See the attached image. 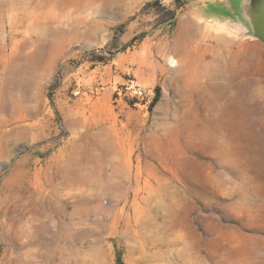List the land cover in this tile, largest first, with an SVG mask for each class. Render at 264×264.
Masks as SVG:
<instances>
[{"label":"rangeland","instance_id":"374dc122","mask_svg":"<svg viewBox=\"0 0 264 264\" xmlns=\"http://www.w3.org/2000/svg\"><path fill=\"white\" fill-rule=\"evenodd\" d=\"M59 7L1 10L0 264H264V0Z\"/></svg>","mask_w":264,"mask_h":264},{"label":"bare ground","instance_id":"6f19581e","mask_svg":"<svg viewBox=\"0 0 264 264\" xmlns=\"http://www.w3.org/2000/svg\"><path fill=\"white\" fill-rule=\"evenodd\" d=\"M61 1L62 0H0V15L2 14L1 10L4 8L8 9V11L10 10V13L12 14L14 13L19 14V22L25 28V30L28 31V33L35 32V34L37 35V40H42L43 36L50 37L52 34L56 32L53 26L54 24L56 23L63 24V22L68 23L70 22V20L73 19V18L70 19V12H67V10H64L59 7V3ZM70 7H72V5H70ZM57 11L58 12L60 11V14ZM72 22L76 26L81 22V20L77 18V19H73ZM187 22L188 23L186 29V36L187 38L190 39L191 37L197 34V30L202 28V26L193 22L191 19H189ZM220 42H221L220 38L215 39V45L217 47V50L213 55L212 61L214 62L221 60V56L217 52L219 51ZM6 59H10V58H6Z\"/></svg>","mask_w":264,"mask_h":264},{"label":"water","instance_id":"95a60500","mask_svg":"<svg viewBox=\"0 0 264 264\" xmlns=\"http://www.w3.org/2000/svg\"><path fill=\"white\" fill-rule=\"evenodd\" d=\"M259 26H260V28H259ZM259 26L257 27V32H259L260 34H259V37H262L263 38V36L261 35V33H262V27H263V23L262 24H260L259 23Z\"/></svg>","mask_w":264,"mask_h":264}]
</instances>
